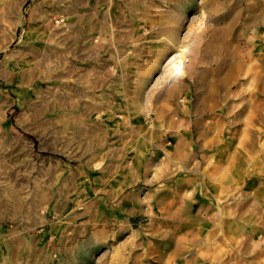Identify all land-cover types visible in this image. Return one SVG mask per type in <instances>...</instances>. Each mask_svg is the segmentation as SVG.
<instances>
[{
    "label": "rangeland",
    "instance_id": "1",
    "mask_svg": "<svg viewBox=\"0 0 264 264\" xmlns=\"http://www.w3.org/2000/svg\"><path fill=\"white\" fill-rule=\"evenodd\" d=\"M0 264H264V0H0Z\"/></svg>",
    "mask_w": 264,
    "mask_h": 264
},
{
    "label": "crops",
    "instance_id": "2",
    "mask_svg": "<svg viewBox=\"0 0 264 264\" xmlns=\"http://www.w3.org/2000/svg\"><path fill=\"white\" fill-rule=\"evenodd\" d=\"M169 91H163V93H168ZM167 235L166 233H164V236L158 240H156L157 242V245H158V251L159 253H190V251L188 250L187 252L185 251H182L180 252L179 250V247H178V244L175 242V241H167ZM171 239V238H169ZM133 246V244L130 243H127V241L122 244L121 246L118 247V249L120 248H126L127 251H126V256L130 257V258H134L138 253V252H134L133 249H131ZM135 248H140V245L138 244H134ZM148 244H144L142 245V250H143V253H150L149 252V249H148ZM121 253H119L120 255Z\"/></svg>",
    "mask_w": 264,
    "mask_h": 264
}]
</instances>
